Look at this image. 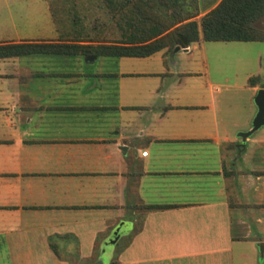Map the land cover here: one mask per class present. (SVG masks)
Masks as SVG:
<instances>
[{
	"label": "crops",
	"instance_id": "obj_1",
	"mask_svg": "<svg viewBox=\"0 0 264 264\" xmlns=\"http://www.w3.org/2000/svg\"><path fill=\"white\" fill-rule=\"evenodd\" d=\"M9 18L0 43L57 40ZM260 42L0 57V264H264Z\"/></svg>",
	"mask_w": 264,
	"mask_h": 264
},
{
	"label": "trees",
	"instance_id": "obj_2",
	"mask_svg": "<svg viewBox=\"0 0 264 264\" xmlns=\"http://www.w3.org/2000/svg\"><path fill=\"white\" fill-rule=\"evenodd\" d=\"M101 1V6L118 27V39L106 40L83 31L85 24L72 3L68 8V12L72 14L69 19L71 27L61 32V37L47 41L0 43V57L38 53L147 56L162 48L171 50L177 42L186 45L198 40H264V29L255 24L264 16V0H219L201 15L199 21L191 17L213 3H199L198 0ZM156 4L163 9L169 7V11L155 10ZM259 80L258 75H252L248 78V83L255 85ZM260 85L264 87V82H260ZM113 263L114 261L110 262Z\"/></svg>",
	"mask_w": 264,
	"mask_h": 264
},
{
	"label": "rangeland",
	"instance_id": "obj_3",
	"mask_svg": "<svg viewBox=\"0 0 264 264\" xmlns=\"http://www.w3.org/2000/svg\"><path fill=\"white\" fill-rule=\"evenodd\" d=\"M74 3L76 10L78 11L81 20L85 24L83 31L88 32L90 35H97L106 40H115L120 37V32L111 15L105 11L101 6V0H0V23L5 20H10L9 17L18 22L19 28H30V20L37 22L39 26L49 25V20L51 18V23L53 27L56 28L54 35L61 37L60 33L71 27L70 18L71 13L68 12L70 4ZM155 10H166L169 11V7H159V5H154ZM162 8V9H161ZM49 11L51 14H45ZM50 17V18H49ZM258 28L264 29V16L260 17L256 22ZM33 27H38L37 25ZM84 33V32H83ZM256 42H252L253 45ZM264 43V42H260ZM264 45V44H260ZM237 64V65H236ZM247 64L245 61L240 63L234 61L233 72L236 73L239 78L243 74L244 69H246ZM239 107L243 109L242 111H247L249 105L246 101V94L244 97L237 101ZM256 104L253 100L252 108L255 109ZM104 260L108 259V252L103 254ZM69 264H98V260L94 257L77 259L74 256L66 258ZM110 264V263H109Z\"/></svg>",
	"mask_w": 264,
	"mask_h": 264
},
{
	"label": "water",
	"instance_id": "obj_4",
	"mask_svg": "<svg viewBox=\"0 0 264 264\" xmlns=\"http://www.w3.org/2000/svg\"><path fill=\"white\" fill-rule=\"evenodd\" d=\"M180 47V44H176L174 49H178ZM95 54H87L86 58L93 59L95 58ZM254 101L257 106V111L252 118L251 126L250 128L243 130L239 133L241 138L244 140L248 135H250L255 129L258 127L264 125V87H259L254 95ZM120 233H115L114 235L110 236L109 239H107L104 244L114 243L117 238L119 237ZM263 243H260V247L262 248Z\"/></svg>",
	"mask_w": 264,
	"mask_h": 264
},
{
	"label": "built area",
	"instance_id": "obj_5",
	"mask_svg": "<svg viewBox=\"0 0 264 264\" xmlns=\"http://www.w3.org/2000/svg\"><path fill=\"white\" fill-rule=\"evenodd\" d=\"M186 47V46H185Z\"/></svg>",
	"mask_w": 264,
	"mask_h": 264
}]
</instances>
